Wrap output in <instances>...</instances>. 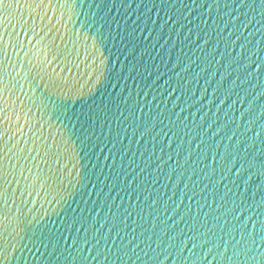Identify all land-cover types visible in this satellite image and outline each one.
<instances>
[{
    "label": "snow or ice",
    "instance_id": "1",
    "mask_svg": "<svg viewBox=\"0 0 264 264\" xmlns=\"http://www.w3.org/2000/svg\"><path fill=\"white\" fill-rule=\"evenodd\" d=\"M0 264H264V0H0Z\"/></svg>",
    "mask_w": 264,
    "mask_h": 264
}]
</instances>
